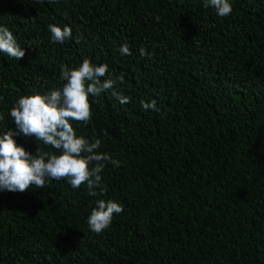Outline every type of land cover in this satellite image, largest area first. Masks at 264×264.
<instances>
[{"label": "trees", "instance_id": "1", "mask_svg": "<svg viewBox=\"0 0 264 264\" xmlns=\"http://www.w3.org/2000/svg\"><path fill=\"white\" fill-rule=\"evenodd\" d=\"M229 2L220 18L204 0H0L25 50L0 52V132L19 97L59 88L61 65L84 59L130 101L89 95V122H72L122 162L104 168L102 194L65 180L0 191V264H264V0ZM49 24L71 38L53 43ZM97 199L123 207L101 234L87 223Z\"/></svg>", "mask_w": 264, "mask_h": 264}, {"label": "clouds", "instance_id": "2", "mask_svg": "<svg viewBox=\"0 0 264 264\" xmlns=\"http://www.w3.org/2000/svg\"><path fill=\"white\" fill-rule=\"evenodd\" d=\"M204 7H211L220 18L232 13L229 0H204ZM48 30L53 43L63 44L72 36L67 26L49 24ZM0 52L15 60L25 55V50L6 26H0ZM119 52L121 56L131 55L127 44L121 45ZM139 56L150 59L151 53L141 47ZM107 73V64L94 65L88 59L76 67L61 65L59 79L63 83L59 88L18 98L9 110L15 129L0 132V191L22 193L33 186L44 188L50 180H65L73 189L85 185L90 196L96 197L97 189L103 193L104 168L107 164L120 167L122 162L98 151L100 139L89 141L78 136L72 122L84 125L89 122L92 115L89 95L99 96L111 90L112 97L121 105L130 102L114 88L113 79H104ZM141 105L145 111L157 110L155 99L141 101ZM20 135L35 137L37 142L55 151H41L37 143L35 151L29 152L14 139ZM122 212L121 204L97 199L87 219L89 230L101 234L111 225L113 216Z\"/></svg>", "mask_w": 264, "mask_h": 264}]
</instances>
